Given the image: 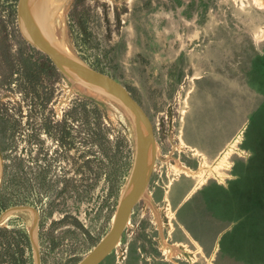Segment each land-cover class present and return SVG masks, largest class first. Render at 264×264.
I'll list each match as a JSON object with an SVG mask.
<instances>
[{
    "label": "rangeland",
    "instance_id": "rangeland-1",
    "mask_svg": "<svg viewBox=\"0 0 264 264\" xmlns=\"http://www.w3.org/2000/svg\"><path fill=\"white\" fill-rule=\"evenodd\" d=\"M17 4L0 0V214L36 207L40 264H79L111 229L135 129L23 39ZM65 7L53 21L65 47L131 93L157 144L146 195L100 264H264V0ZM33 223L19 212L0 226V264L19 250L35 264ZM4 237L22 243L5 260Z\"/></svg>",
    "mask_w": 264,
    "mask_h": 264
},
{
    "label": "water",
    "instance_id": "water-1",
    "mask_svg": "<svg viewBox=\"0 0 264 264\" xmlns=\"http://www.w3.org/2000/svg\"><path fill=\"white\" fill-rule=\"evenodd\" d=\"M65 0H60L58 8L51 2H43L34 17L27 22V9L30 0H18L17 23L23 39L34 49L47 56L55 67L68 79L96 93L98 99L109 100L121 107L134 125L135 134L140 132L144 146L140 150L135 137L134 165L121 201L114 214L110 231L79 264H100L119 244L121 236L129 224L135 206L145 197L157 156V144L154 128L139 102L117 80L99 72L69 49L57 43L54 33V19L57 10ZM64 44V43H63ZM144 148V149H143ZM4 171V160L0 142V178ZM19 212H30L34 218L29 228V240L35 253V264H40V250L35 239L39 225L37 210L28 205H14L0 214V226L12 215Z\"/></svg>",
    "mask_w": 264,
    "mask_h": 264
},
{
    "label": "bare ground",
    "instance_id": "bare-ground-1",
    "mask_svg": "<svg viewBox=\"0 0 264 264\" xmlns=\"http://www.w3.org/2000/svg\"><path fill=\"white\" fill-rule=\"evenodd\" d=\"M67 0H65V2L63 3L62 7L59 8L57 10V15L56 17L59 18V20H63V16H64V13H65V10H66V7H65V3H66ZM45 3V2H51L52 5L55 6V9L58 8V4L60 2V0H30V3H29V8L27 9V22H30V20L34 17V15L37 13V10L40 8V6H42V3ZM57 20V19H55ZM55 22V21H54ZM57 22V21H56ZM59 22V21H58ZM64 22V20H63ZM62 22V23H63ZM55 24V23H54ZM57 25V24H56ZM58 26V25H57ZM62 27V26H61ZM62 29V28H61ZM54 30H55V37H56V40H57V43H59V45L61 44V46H63V40H64V37L65 35L63 34V32H60V30L54 25ZM65 47V46H64ZM66 48V47H65ZM70 82L76 86L79 87V91H82L83 93L87 94V95H90V96H93V97H98L96 95V93L90 91L89 89L81 86L80 84H77L75 83L74 81L70 80ZM98 99V98H97ZM100 100V99H99ZM115 104V103H114ZM118 106V105H117ZM123 110V109H122ZM126 114V113H125ZM129 118V117H128ZM136 143L139 144V147H140V150L142 149V147L144 146V140H143V137L141 135V133L138 131L136 132ZM144 149V148H143ZM146 195V194H145Z\"/></svg>",
    "mask_w": 264,
    "mask_h": 264
},
{
    "label": "trees",
    "instance_id": "trees-1",
    "mask_svg": "<svg viewBox=\"0 0 264 264\" xmlns=\"http://www.w3.org/2000/svg\"><path fill=\"white\" fill-rule=\"evenodd\" d=\"M83 107H84V110L87 108V101H84V103H83ZM90 164H91V162L90 161H88V162H86V166H85V168H86V171L87 172H93V169H91V167H90ZM86 188V187H85ZM86 191V190H85ZM5 232H8V231H5ZM13 235H14V233H13ZM3 239H5V243L3 244L2 243V250H3V253H4V256H3V260H5V259H7V256L5 255L6 253H8V251H9V249L11 248V247H13V249H15L17 252H18V250H19V247H21L22 246V243L20 242V241H17L15 244H14V240H11V239H9V238H3ZM19 253H20V255H18V257L17 258H14V262L13 263H11V264H24V262H23V260H22V252L19 250ZM16 255V253H13V257ZM6 263V262H5ZM5 263H3V264H5Z\"/></svg>",
    "mask_w": 264,
    "mask_h": 264
},
{
    "label": "flooded vegetation",
    "instance_id": "flooded-vegetation-1",
    "mask_svg": "<svg viewBox=\"0 0 264 264\" xmlns=\"http://www.w3.org/2000/svg\"><path fill=\"white\" fill-rule=\"evenodd\" d=\"M31 207H33V208H35V209L37 210V212H38V214H39V224H40L42 217H41V214H40L39 210H38L36 207H34V206H31ZM6 209H7V208H6ZM2 212H3V211H2ZM2 212H1V213H2ZM34 218H35V216H34ZM29 241H30V240H29Z\"/></svg>",
    "mask_w": 264,
    "mask_h": 264
}]
</instances>
